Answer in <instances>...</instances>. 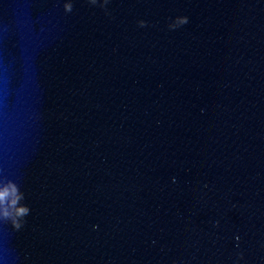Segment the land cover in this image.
I'll return each instance as SVG.
<instances>
[{
	"label": "water",
	"instance_id": "1",
	"mask_svg": "<svg viewBox=\"0 0 264 264\" xmlns=\"http://www.w3.org/2000/svg\"><path fill=\"white\" fill-rule=\"evenodd\" d=\"M64 3L0 0V264H264V0Z\"/></svg>",
	"mask_w": 264,
	"mask_h": 264
},
{
	"label": "clouds",
	"instance_id": "2",
	"mask_svg": "<svg viewBox=\"0 0 264 264\" xmlns=\"http://www.w3.org/2000/svg\"><path fill=\"white\" fill-rule=\"evenodd\" d=\"M92 5H99L104 9L105 14L110 15L107 8L110 0H88ZM64 9L66 12H71L73 9L72 0H65ZM189 22L186 15H178L171 19L168 24L170 30H174ZM140 27H145L147 22L143 19L137 21ZM25 193L21 190L20 185L11 178L0 179V221L11 223V225L20 229L26 222L25 218L30 214V208L23 203ZM218 224V221L216 222ZM239 259H243V253H238V260L235 264H239Z\"/></svg>",
	"mask_w": 264,
	"mask_h": 264
}]
</instances>
